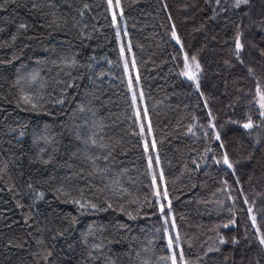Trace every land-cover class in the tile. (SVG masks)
<instances>
[{
	"label": "trees",
	"instance_id": "obj_1",
	"mask_svg": "<svg viewBox=\"0 0 264 264\" xmlns=\"http://www.w3.org/2000/svg\"><path fill=\"white\" fill-rule=\"evenodd\" d=\"M193 3L197 31L182 24L188 1L121 0L153 168L163 171L190 264H264L246 213L254 207L264 232V122L253 100L256 79L264 84V0ZM172 24L201 63L199 91L180 74ZM115 31L107 0H0V264H170ZM248 116L254 126L244 129Z\"/></svg>",
	"mask_w": 264,
	"mask_h": 264
},
{
	"label": "snow or ice",
	"instance_id": "obj_2",
	"mask_svg": "<svg viewBox=\"0 0 264 264\" xmlns=\"http://www.w3.org/2000/svg\"><path fill=\"white\" fill-rule=\"evenodd\" d=\"M220 0H216V3L219 4ZM249 3V0H235L234 6L236 8H240L241 5H247ZM85 8H88V5L86 4L84 6ZM167 7V5H165ZM107 10L111 13V24L115 28V36L117 41H120L121 38V29L119 26V20L123 19V8L121 4V0H107ZM169 19H171V16H169ZM21 28L25 27V25H21ZM125 35H127V32L125 30ZM242 33L240 31H237L235 38H234V45H235V55L236 58L239 60L241 64L244 63L243 59L241 58V52L244 48V44L242 43ZM171 38L176 41L177 44L180 45V51L183 52V69L181 71V75L186 76L189 80L193 81L194 86L197 91L200 90V74L202 73V66L200 61L197 59L196 55H191L187 52H184V46L181 42V38L178 35L176 31L175 24H172L171 26ZM131 43L129 42L127 47L123 43L120 44L119 52L122 59H124V72L127 76V89L129 93L131 94V107L135 110L134 111V117L135 122L139 125V133L138 135L142 138V147L144 156L147 161V171L150 174V188H151V195L155 198V203L152 205L157 212L159 213V219L161 221V228L160 231L162 233V239L166 240V249L170 255L166 257L168 261H170V264H190L189 260L185 256L184 248L181 246V237L179 234V231H175V234L173 235V230L177 229L176 219L173 215V209H172V201L170 199L169 190L167 187V184L165 182V177L163 174V171L161 170L159 174L156 173V171L153 168L154 164V157L152 153L156 150V141L153 138L151 141L147 138L145 134V130H147V134L151 135L153 129L152 124L149 119V114L147 107H144L142 110L138 106V93L136 90V86L140 83V77L137 74L135 77L132 76L130 70H129V62L125 57V52L131 51ZM75 61H73L74 63ZM131 67L133 69L136 68V62L135 59L131 61ZM248 73L251 75L253 73L252 68H248ZM200 95L203 96L204 93L200 92ZM144 94L143 91L139 92V99L143 100ZM258 98V99H257ZM253 100L258 103L259 105V117L264 122V84H261L259 78L255 81V95L253 97ZM23 101L25 104H32V100L29 96L25 95L23 96ZM62 102V101H61ZM32 107L35 108L36 105L32 104ZM204 107H208V101H204ZM208 116L211 117L212 113L209 109ZM145 121H147V124H145ZM211 127L213 130H215L216 125L209 121ZM244 129H251L253 128V120L251 116L247 117L246 122L243 123ZM23 135V133H21ZM92 144H96V140L89 137ZM215 139L217 141H220V133H215ZM105 145L101 144L100 147H104ZM221 148H224L223 142L219 145ZM217 163H220L221 161H216ZM222 162L224 165L227 166L228 169L232 170V175L235 176L236 174V164L230 159L228 152L224 151L222 153ZM155 164H159V155L157 154L155 156ZM223 183L225 185L228 184L227 180H224ZM236 184H240L239 177H236L235 179ZM240 191L242 192L243 189L241 188ZM74 204L79 205L80 209H84L86 207H91L92 209H97L98 206L95 203L88 202L86 205L85 203H81L79 200H73ZM244 204L248 205L249 201L248 198H244ZM111 204H107V208H111ZM99 210H106V209H99ZM123 210V209H121ZM246 213L248 216V219L251 221V226L255 229V234L258 238L259 245L264 248V232L261 231V228L257 224V215L254 212V207L249 206L246 209ZM130 215V214H129ZM237 223L236 219L230 218L226 224L223 225V227L227 228L229 225H235ZM219 235V233H218ZM227 241L224 236L219 235V244L223 245ZM232 243H238L235 237L232 238ZM92 247L94 249H100L103 247L102 244H93ZM218 250V249H217ZM49 256L51 253L48 254ZM91 255V253H89ZM47 259V257H45Z\"/></svg>",
	"mask_w": 264,
	"mask_h": 264
},
{
	"label": "rangeland",
	"instance_id": "obj_3",
	"mask_svg": "<svg viewBox=\"0 0 264 264\" xmlns=\"http://www.w3.org/2000/svg\"><path fill=\"white\" fill-rule=\"evenodd\" d=\"M174 1H178V2H180V3H183L184 4V2H186V1H188L190 4H191V8L189 9V11L187 10V9H184V13L186 14V21L185 20H183L182 21V24L184 25V24H186V22H187V24H189V26H193L192 28H191V30L192 31H197L196 29H198L197 28V26H198V22H196V23H194L193 22V17H192V14L195 12V7H194V3H193V0H174ZM231 1V3H234L235 4V0H230ZM119 26H120V29H121V38H120V41H119V46H120V44L121 43H123L124 45H125V47H127V45H128V39H127V35H125L124 34V32H125V30H126V28H125V24L122 22H120V24H119ZM127 32V31H126ZM192 33H195V32H192ZM126 41V42H125ZM128 54V55H127ZM125 57H126V59L128 60V62H129V67H131V61L133 60V57H132V54H131V51L130 52H128V51H126L125 52ZM123 65H124V59H123ZM134 71H135V69H134ZM219 71H220V69H219ZM219 71L217 70V71H215V73H219ZM225 92V91H224ZM223 92V93H224ZM222 93V94H223ZM225 94V93H224ZM226 95V94H225ZM225 98H227V96L225 97ZM140 106H141V108L143 109L144 107H145V102H144V100H140ZM153 138H152V136L150 135L149 136V140L151 141ZM264 171V170H263ZM258 176H260L259 177V181H263L264 182V172L263 173H259V175ZM204 211L205 212H202V215L203 216H210V214H208L207 213V211L204 209ZM201 215H198L197 213H194L193 214V217L195 218V217H200ZM210 221V220H209ZM198 221H196L195 220V224H198L197 223ZM203 234V232H200L199 231V236H201ZM190 241H193V240H191V239H189ZM194 240H195V238H194ZM196 241V240H195ZM196 245V244H195ZM201 259L202 260H205L206 259V255H201Z\"/></svg>",
	"mask_w": 264,
	"mask_h": 264
},
{
	"label": "bare ground",
	"instance_id": "obj_4",
	"mask_svg": "<svg viewBox=\"0 0 264 264\" xmlns=\"http://www.w3.org/2000/svg\"><path fill=\"white\" fill-rule=\"evenodd\" d=\"M189 243V242H188Z\"/></svg>",
	"mask_w": 264,
	"mask_h": 264
}]
</instances>
